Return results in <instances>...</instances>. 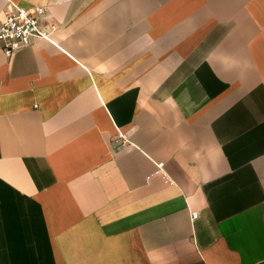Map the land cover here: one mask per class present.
I'll return each mask as SVG.
<instances>
[{
    "label": "crops",
    "instance_id": "1",
    "mask_svg": "<svg viewBox=\"0 0 264 264\" xmlns=\"http://www.w3.org/2000/svg\"><path fill=\"white\" fill-rule=\"evenodd\" d=\"M35 7L50 40L0 44V264H264V0L0 24Z\"/></svg>",
    "mask_w": 264,
    "mask_h": 264
},
{
    "label": "built area",
    "instance_id": "2",
    "mask_svg": "<svg viewBox=\"0 0 264 264\" xmlns=\"http://www.w3.org/2000/svg\"><path fill=\"white\" fill-rule=\"evenodd\" d=\"M45 9L35 7L32 10L26 8H14L6 11L4 21L0 24V44L7 56L15 51L28 47L37 39L50 40L51 29H42L39 18L43 17ZM122 144H126L124 137H120ZM196 217V213L192 214Z\"/></svg>",
    "mask_w": 264,
    "mask_h": 264
}]
</instances>
